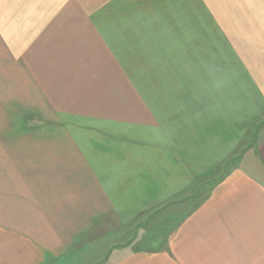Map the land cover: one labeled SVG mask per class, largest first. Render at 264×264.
Here are the masks:
<instances>
[{"label":"crops","instance_id":"1","mask_svg":"<svg viewBox=\"0 0 264 264\" xmlns=\"http://www.w3.org/2000/svg\"><path fill=\"white\" fill-rule=\"evenodd\" d=\"M261 139L264 0H0V264H264Z\"/></svg>","mask_w":264,"mask_h":264},{"label":"rangeland","instance_id":"2","mask_svg":"<svg viewBox=\"0 0 264 264\" xmlns=\"http://www.w3.org/2000/svg\"><path fill=\"white\" fill-rule=\"evenodd\" d=\"M249 156L251 159V162H249L252 165H257L259 168L262 167V164L264 165V140L261 139L260 141L256 142L252 153ZM245 168L247 165L244 161L241 163ZM240 165V162H238V166ZM247 170V168L245 169ZM250 172L253 171L251 169H248ZM264 171V169H262ZM151 227L147 226L143 231L138 232L135 235L136 240H140L141 242L138 244V248L147 246L144 241L148 239H153L155 237H160L164 239V226L159 225L158 229L153 231L154 229H150ZM132 235H124L121 234H110L106 235L103 238V242H99L97 244H94L91 248H88L80 253L79 256H77L75 259L67 261L66 264H110L120 258L121 256L125 255L127 252H129V249L126 250H116L121 247L115 248L116 252L111 253V255H107V252H111V249H113L114 244H122L123 242H127ZM144 242V243H143ZM150 244V243H148ZM105 247H110L109 251H105Z\"/></svg>","mask_w":264,"mask_h":264}]
</instances>
